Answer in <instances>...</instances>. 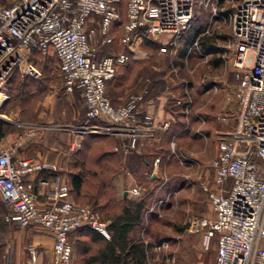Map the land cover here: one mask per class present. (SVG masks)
Here are the masks:
<instances>
[{
    "label": "built area",
    "instance_id": "obj_1",
    "mask_svg": "<svg viewBox=\"0 0 264 264\" xmlns=\"http://www.w3.org/2000/svg\"><path fill=\"white\" fill-rule=\"evenodd\" d=\"M117 1L10 0L0 4V107L8 98L6 88L13 72L19 78L40 77V68L30 57L31 49L56 58L63 92L76 89L83 107L82 121L76 123L17 122L26 131L8 145L0 143L2 219L47 231L52 264L69 263L71 230L85 227L108 238L109 220L89 205L73 201L54 162L36 154L16 155L18 138L66 126L63 128L71 135L69 148L76 146L83 134H107L117 139L112 150L124 155L135 150L140 139L151 136L154 128L168 125L167 118L154 120L150 102L143 97L144 89L112 104L105 93V81L127 58L146 55L138 47L143 37L166 34L159 50H170L174 38L193 16V0H125L122 21ZM226 19L232 42L234 122L228 130L217 132L214 154L206 162L209 180L197 178L210 213L189 215L184 229L197 232L204 247L213 238L212 264H264V0H238ZM115 22L121 48L101 54L100 47L112 41L110 29ZM181 93L183 98L169 99L182 104L186 113L191 105L186 84ZM211 116L220 121L225 117L219 113ZM169 146L174 151L172 141ZM151 162L156 164L158 156ZM165 180L162 176L160 183ZM123 190L138 196L143 187L134 182ZM166 246L167 241L161 239L151 249L163 251ZM26 253L23 264H33L35 246L28 244ZM173 258L171 254L168 260Z\"/></svg>",
    "mask_w": 264,
    "mask_h": 264
},
{
    "label": "rangeland",
    "instance_id": "obj_2",
    "mask_svg": "<svg viewBox=\"0 0 264 264\" xmlns=\"http://www.w3.org/2000/svg\"><path fill=\"white\" fill-rule=\"evenodd\" d=\"M124 1L118 0V5H116L119 17L122 19H124ZM237 1L193 0V16L183 33L187 31V28L192 23H200V33L209 36L210 42L214 46L213 50L201 49L197 45L196 40L195 44L192 43L193 40L182 51L181 41L178 38L182 34L175 37L172 48L170 50L166 48L165 51H160L159 47L165 44L167 40L166 34L143 37L139 42L138 47L145 51L146 55L134 59L144 60L139 63V68L148 72L151 70H164L162 71L163 81L156 82V85L158 86L162 83L161 90L165 98L169 100L172 96H179L184 84L189 89L191 96V105L186 113L183 112L182 116L183 125L180 130L183 132L178 137H170L169 139V141L173 142L174 151H170L168 141V151L163 159V165L160 166L159 171L158 168L152 169L156 175L154 177L149 176L150 181L147 183V188L153 190V199L151 204H149L150 206L142 214V223L138 225L142 234L144 228L146 231L145 239L149 241V248L146 250V264H194V257L204 263L213 254V238L210 239L206 248L201 245L200 236H192L193 233L197 232H189L184 229V226L185 220L189 215H208L210 213L205 194L197 185V178L209 180V169L206 162L214 154L217 132L228 130L234 122L236 108L235 102L231 98L234 78L230 59L232 42L226 14L230 12ZM3 3L0 2V4ZM115 23L110 29L112 41L100 47L104 51H114L119 49V47L121 48L117 43L119 26L117 22ZM217 58L218 61L215 60ZM121 71L122 65L116 68L114 77L120 74ZM45 74L52 76V78L45 80L42 77V79L40 78V80L36 81L37 83L43 82L41 90L24 93L19 100L7 101V98L0 107V113L3 114V119H0L2 135L9 132L10 136L14 135L16 137L17 134H22L26 131L24 126L18 125V121L35 123L40 121L39 119H42L45 115L49 117L47 120L50 122L61 125L82 121L83 107L78 91H71L67 95L63 94L59 88L61 84L58 78L56 79L55 71H53V75L49 72H43L42 76L44 75L45 77ZM130 78H132V75ZM110 88L108 84L105 90L107 94ZM133 88V84L131 86L118 85L115 91L112 92L115 96V102L122 100L125 94ZM213 113L224 115V120L214 119L211 116ZM167 120L169 124V121L173 122V117L171 116ZM63 127L66 126H61L54 132H44L41 135L57 137L60 141L63 140L64 146L57 151L55 150L51 156H56L52 162L64 173L70 153L76 150L85 134L77 138L76 146L69 148L71 135ZM179 159H182V162ZM133 160L134 162L136 161L135 158H132L131 163ZM137 168L140 169L138 166ZM162 176H165L166 180L160 183ZM188 180L194 181L193 187L190 188L189 185H186ZM130 182L131 177L119 166L118 171L110 181L112 190L114 189L115 191V198L118 199L122 195L120 189H123ZM90 183L91 179L87 178L83 183V188H86ZM127 197L133 198L136 196L127 195ZM71 198L81 203H89L90 201L81 198L80 194ZM159 199H161L160 202H158ZM1 224L0 236L3 234V237L1 239L0 264H5L7 249L4 247L6 244L14 247V243H16L17 250L19 252L23 250L25 256L24 247L31 242L28 235L33 230L27 226H20L15 223H3V226ZM177 234H184L185 239L183 242L185 241V245L182 244V239L176 238ZM161 239L174 244L179 242V248L175 249L173 261L168 260L173 253V249H169V247H166L163 251L151 249V245ZM70 241L72 253L68 264H86L89 252H93L98 244L96 241L87 242L85 237L79 236L77 238V235L71 236ZM84 247L85 249H83ZM194 248L198 252L196 255ZM47 257L49 258V255Z\"/></svg>",
    "mask_w": 264,
    "mask_h": 264
},
{
    "label": "trees",
    "instance_id": "obj_3",
    "mask_svg": "<svg viewBox=\"0 0 264 264\" xmlns=\"http://www.w3.org/2000/svg\"><path fill=\"white\" fill-rule=\"evenodd\" d=\"M10 0H0L3 4H8ZM121 3V1H120ZM118 5V1L116 2ZM122 5V3H121ZM122 10V9H121ZM121 14V13H120ZM123 19L120 17V21ZM116 24V23H115ZM114 25V24H113ZM201 24L192 23L185 33L182 31L179 35L181 41L182 51L191 43L196 40L197 45L201 49L213 50L214 46L211 44L209 36L200 33ZM168 48V47H167ZM102 50L100 48L99 53L101 54H112L116 51ZM168 50V49H167ZM30 57L39 68L40 77L37 80H30L27 77L19 78L17 72H13L7 83V94L8 100H19L22 94L33 91L41 90V82L36 81L42 79L50 80L52 76L44 75L43 72L52 73L55 71L56 79L60 81L61 77L58 70V64L56 58L53 55L41 54L36 49H31ZM218 61V58L215 59ZM144 60H137L134 58H127L122 65V71L118 75H114L105 81L106 86L111 87L108 89L107 97L112 104L121 103L126 96L131 92H137L144 89L143 97L146 98L155 93H158L162 89V83L158 86L156 82L163 81L162 71L164 70H151L146 71L145 69L139 68V63ZM174 64L176 62L173 61ZM132 75V78L130 76ZM114 77V78H113ZM130 78V82L128 81ZM43 79V80H44ZM115 80V82H114ZM128 83V84H126ZM134 85V88L128 91L122 100L115 102V96L112 92L119 86ZM157 86V87H156ZM62 90V86L59 87ZM76 89H73L75 91ZM189 94L190 91L187 88ZM183 98V94L179 95ZM16 97V98H15ZM191 97V96H190ZM163 109L167 114V119L173 117V122L169 121V124L164 128L160 134L157 148L151 154V157L140 160L137 158L136 161H140L144 167H148L151 163L152 156H158L159 166L163 165L164 157L168 151V141L170 137H178L183 131L180 127L183 125V105L175 104L171 99L166 100L163 103ZM175 117V118H174ZM2 132L0 130V137ZM117 143V139L108 135H90L85 134L79 142V146L70 153L69 160L66 162V173L62 170L58 172L63 176L67 183L68 193L72 197L79 195L81 198L89 201V203H81L73 199L75 203L87 204L91 208L97 210L100 217L107 218L109 237L104 238L97 232L85 228L77 227L69 232V238L77 235V238L85 237L87 242L96 241L98 242L97 247L93 252H89V256L86 259V264H146V250L149 248V241L145 239L146 231L142 230L143 234L139 231V226L142 223V214L147 210L152 201L153 190L147 188L149 180V171L145 173L137 172V162L129 165V171L134 181L143 187V191L136 197L130 198L126 195H121L118 199L115 198V191L112 190L110 181L119 169V154L111 150L113 144ZM112 145V146H111ZM111 146V147H110ZM46 175V173H43ZM87 178L91 179V183L83 188V183ZM83 188V190H82ZM4 207L0 201V221L6 223L2 219V213ZM0 222V224L2 223ZM1 224L2 226L4 224ZM144 227V226H143ZM79 235V236H78ZM3 234L0 236V250L2 249L1 239ZM85 249V247L83 248ZM88 250V249H87Z\"/></svg>",
    "mask_w": 264,
    "mask_h": 264
},
{
    "label": "crops",
    "instance_id": "obj_4",
    "mask_svg": "<svg viewBox=\"0 0 264 264\" xmlns=\"http://www.w3.org/2000/svg\"><path fill=\"white\" fill-rule=\"evenodd\" d=\"M62 93L66 94L63 92V90H62ZM146 99L150 102V107L152 108L154 120H160L161 118H167V114L163 109V103L165 101V96H164V93L162 92V90L158 93H155L151 96L146 97ZM48 118L49 117L45 115L42 119H39L40 121H38L36 123H42V122H46V121L50 122L49 120H47ZM18 122L29 123L28 121H18ZM55 130H57V129L52 128V129H48V130H38L37 132H35V134L29 135V136H26V135L20 136L18 138L19 144L15 148V154L20 155V156L36 154L39 158H45L48 161H54L56 156L52 157L51 155L53 154V152L55 150L57 151L62 146H64V142H63V140L62 141L58 140L57 137H51V136L48 137V136H43L41 134H43L44 132H47V131H53L54 132ZM162 130L163 129L154 128L152 130V135L149 137L140 139L138 144H137L136 149L131 151V152H128V153L122 155L118 151H115L119 154V160H118L119 165L123 168L124 172L128 176L131 177V182L126 186H129L135 182L133 177L131 176L129 168H128L129 165H133L135 163L134 160L131 163V159L135 158V160H136L138 158L140 160V158H141L142 160H144L145 158L151 157V154L153 153V151L158 146L159 137H160ZM36 133H38V134H36ZM15 138L16 137L14 135L10 136V133L8 132L7 134L5 133L0 137V140H1L0 143H2L4 145H8L13 140H15ZM58 152H56V154H58ZM153 156H155V155H153ZM137 163H138L137 164L138 167L140 168V169L137 168V172H139V173H145L146 170H148L150 172L154 168H156V169L158 168V171L160 169L158 162L156 164H152V162H151L148 167H144L140 161H138ZM197 170H198V168H197ZM43 173H45V172H40L39 175H43ZM155 175H156V173H154V172H153V174H149V176H151V177L152 176L154 177ZM209 175H210V172H209ZM148 181H150V180H148ZM186 185H189V187L191 188L194 186V181L188 180V184H186ZM126 186H124V187H126ZM120 190L122 193L123 189L121 188ZM125 195L127 196V194H125ZM7 224H14V223H7ZM27 227L32 228V230H33L28 235V238L31 241L28 244H33L35 246V249L37 252V257H36V260L33 264H51L52 257H51V251H50V245H51L50 234L47 231L42 230V229H37V228L32 227V226H27ZM192 236L198 237L199 234L193 233ZM184 237H185L184 234H182V235L177 234L176 238L182 239V244L185 245V241L183 242V240L185 239ZM145 240L146 239H143V241H145ZM191 245L193 246L192 243H191ZM26 246L24 247V252H25V256H24L23 250H22V252H19L17 250L16 243H14V247L9 245V244H6V246L4 248L8 249V255L6 258V259H8V262H5V264H23V262L25 261L26 256H27ZM166 247H169V249H173L172 254L175 255L174 254L176 251L175 249L179 248V242L174 244V243H169V241H167ZM194 249H195L194 252H196L195 253V255H196L198 252L196 251V248H194ZM48 255H49V258L47 257ZM213 256H214V249H213L212 256H209L205 260L204 263L201 262V260H199L198 258L194 257V264H212Z\"/></svg>",
    "mask_w": 264,
    "mask_h": 264
},
{
    "label": "water",
    "instance_id": "obj_5",
    "mask_svg": "<svg viewBox=\"0 0 264 264\" xmlns=\"http://www.w3.org/2000/svg\"><path fill=\"white\" fill-rule=\"evenodd\" d=\"M122 195H123V196L125 195V190H122Z\"/></svg>",
    "mask_w": 264,
    "mask_h": 264
}]
</instances>
